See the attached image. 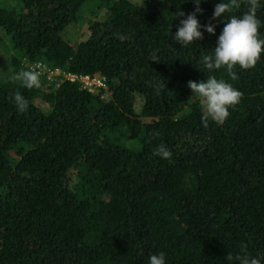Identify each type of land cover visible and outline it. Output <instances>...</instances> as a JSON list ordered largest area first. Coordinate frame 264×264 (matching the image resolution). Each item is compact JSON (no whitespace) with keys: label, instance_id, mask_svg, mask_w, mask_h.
I'll use <instances>...</instances> for the list:
<instances>
[{"label":"trees","instance_id":"16d2710c","mask_svg":"<svg viewBox=\"0 0 264 264\" xmlns=\"http://www.w3.org/2000/svg\"><path fill=\"white\" fill-rule=\"evenodd\" d=\"M19 1L21 10L0 7L13 74L44 61L106 87L0 83V264H148L160 252L167 264H229L242 245L264 264V52L232 72L200 62L246 0H231L211 21L215 34L201 28L188 46L172 34L184 18L175 12L194 11L193 0ZM219 2L201 0L202 25ZM85 8L105 16L73 44L62 32ZM210 76L242 96L204 127L187 85ZM161 143L170 158L154 154Z\"/></svg>","mask_w":264,"mask_h":264},{"label":"clouds","instance_id":"9594fccd","mask_svg":"<svg viewBox=\"0 0 264 264\" xmlns=\"http://www.w3.org/2000/svg\"><path fill=\"white\" fill-rule=\"evenodd\" d=\"M195 4L194 11L185 13L182 10L175 12V18L184 17L179 20L177 31L172 34V39L180 46H188L196 40L203 38L204 31L215 34L216 25L211 21L217 18L223 19V15L229 10L231 0L228 3L220 0L214 7L210 22L202 25L197 18V13H202L200 7L201 0H193ZM248 11L241 16H232L224 23L220 34L217 37L216 45L211 54L201 56V63L208 70L225 68L227 71L232 70L239 65L241 69H249L255 66L261 53L264 52V39L258 37L259 20L256 16L259 0H246ZM123 40L124 36H119ZM152 60L157 61L156 57ZM233 79L235 75L233 74ZM14 81H19L21 86L27 89L38 88L40 80L34 70H23L15 73L10 77ZM192 94L202 99L203 112L201 121L204 127L208 126L209 121L222 123L229 116V107L239 103L242 93L234 88L230 83L223 79H217L210 76L200 81H189L187 85ZM13 103L17 110L24 113L28 110L27 99L19 92H15L12 97ZM158 135V133H157ZM154 154L161 158L168 159L171 157V151L164 145H158ZM225 259L229 264H262L261 259L251 255L247 251L246 245H242L240 253L235 256L227 255ZM148 264H167L163 252L152 254L148 258Z\"/></svg>","mask_w":264,"mask_h":264},{"label":"rangeland","instance_id":"374dc122","mask_svg":"<svg viewBox=\"0 0 264 264\" xmlns=\"http://www.w3.org/2000/svg\"><path fill=\"white\" fill-rule=\"evenodd\" d=\"M0 7H10L21 10L22 3L19 0H0ZM99 13L100 14H94L92 10L85 8L79 13L77 22L65 28V30L62 32L63 37L67 41L76 44L88 33V27L92 21L101 19L105 16L104 10ZM12 56L13 48L10 38L0 29V83L11 80L10 77L14 75V68L11 61ZM38 76L40 85L45 90L50 89L52 86H58L62 81L59 79L58 82H50L47 81L42 75L38 74Z\"/></svg>","mask_w":264,"mask_h":264},{"label":"built area","instance_id":"2783aa9c","mask_svg":"<svg viewBox=\"0 0 264 264\" xmlns=\"http://www.w3.org/2000/svg\"><path fill=\"white\" fill-rule=\"evenodd\" d=\"M29 66L31 70H34L37 74L42 75L47 81L50 82H58L59 79L62 80L61 83L65 80H78L83 84L84 88H87L92 92L96 91L98 88L106 87L105 80L101 76H77L76 74L62 70L61 68L54 66L52 67L44 61H37L35 63L29 64ZM61 83H59V85Z\"/></svg>","mask_w":264,"mask_h":264}]
</instances>
